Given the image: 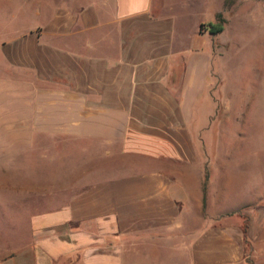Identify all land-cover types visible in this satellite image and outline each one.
Segmentation results:
<instances>
[{
  "label": "crops",
  "instance_id": "obj_1",
  "mask_svg": "<svg viewBox=\"0 0 264 264\" xmlns=\"http://www.w3.org/2000/svg\"><path fill=\"white\" fill-rule=\"evenodd\" d=\"M167 10L0 0V223L28 238L0 264H264V191L200 114L213 40Z\"/></svg>",
  "mask_w": 264,
  "mask_h": 264
},
{
  "label": "rangeland",
  "instance_id": "obj_2",
  "mask_svg": "<svg viewBox=\"0 0 264 264\" xmlns=\"http://www.w3.org/2000/svg\"><path fill=\"white\" fill-rule=\"evenodd\" d=\"M164 1L167 12L176 16L183 31L193 33L195 24L204 23L202 30L205 29L213 40V47L209 42L203 43L205 51L211 53L213 50L210 86L200 106V114H213L210 118L212 128L205 130V135L212 139L214 134V140L221 136L220 140L228 143L230 147L221 152L232 156L230 166L243 167L244 163L242 179L247 190L256 181L264 191V0ZM219 14L224 29L217 34L210 33V23L219 22ZM5 21L6 16L1 14L0 24ZM23 25L17 22V27ZM46 156L55 158L48 166L54 177L67 172L66 167H72L63 159L70 155L61 154L57 148L50 149ZM38 171L40 174L49 172L48 168ZM6 213L8 217L13 214ZM0 224V254L13 253L15 247L24 246V238L28 240L25 225L22 242L15 245L13 239L8 241L7 236L3 237L11 231L9 222Z\"/></svg>",
  "mask_w": 264,
  "mask_h": 264
},
{
  "label": "trees",
  "instance_id": "obj_3",
  "mask_svg": "<svg viewBox=\"0 0 264 264\" xmlns=\"http://www.w3.org/2000/svg\"><path fill=\"white\" fill-rule=\"evenodd\" d=\"M221 16L222 15L219 14V22H216V23L211 22L210 23V32L211 33L217 34L224 29L223 19H221ZM203 26H204V23L201 24V28H203Z\"/></svg>",
  "mask_w": 264,
  "mask_h": 264
}]
</instances>
